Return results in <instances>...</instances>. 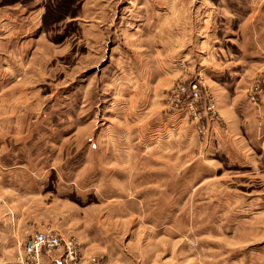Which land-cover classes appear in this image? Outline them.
Wrapping results in <instances>:
<instances>
[{
    "label": "rangeland",
    "instance_id": "374dc122",
    "mask_svg": "<svg viewBox=\"0 0 264 264\" xmlns=\"http://www.w3.org/2000/svg\"><path fill=\"white\" fill-rule=\"evenodd\" d=\"M10 32L0 45V264H33L24 249L42 231L60 249L41 247L37 264H64L65 245L66 264H124L79 249L119 196L101 190L106 167L120 181L130 166L90 173V159L163 155L171 133L176 184L147 179L139 191L146 214L153 195L176 198L157 214L153 264L170 252V264H264V0H0V38ZM219 105L239 126L229 138L247 141L241 153L214 137L206 147L228 122ZM191 125L197 148L186 144ZM123 223L106 224L122 242L136 229Z\"/></svg>",
    "mask_w": 264,
    "mask_h": 264
},
{
    "label": "crops",
    "instance_id": "0c3cea01",
    "mask_svg": "<svg viewBox=\"0 0 264 264\" xmlns=\"http://www.w3.org/2000/svg\"><path fill=\"white\" fill-rule=\"evenodd\" d=\"M5 35H7L9 38H4V39L0 38V45L2 42L3 45L7 47L10 46L8 45V43L10 39H12V37L10 36H13V34L12 32H10L3 34V36ZM12 45L13 43H11V46ZM12 50L13 49H9L8 53H12ZM216 93L214 94V98L219 101L218 104H223L221 99L223 100V98L225 97L224 94H222V92L219 91H217ZM6 96L11 97L13 95L12 93H8V95ZM221 108L223 109L222 105H219V109H218L220 110L219 114L227 117L226 119H228V122L226 121L227 123H225L226 127H224V130L215 127L213 128V133L211 135V138L207 142H205L207 145L206 147L207 148L209 147V143L212 137H214L218 147L222 146L224 148H227V150H225L226 152L235 153V151H238L239 153H241L240 147L246 146L245 142L247 141L243 139L245 141L243 142L241 139L238 138H233V139L229 138V136H233L234 134L233 130L234 131L239 130V126L237 124V120L235 116L232 115L229 110H224V109L221 110ZM192 127L193 126L191 125L190 127L188 126L187 128L189 140H187L186 144L187 146L197 148V142H196L197 140ZM221 130H223L222 131L223 133L221 132ZM221 133L223 136L222 139L219 136ZM171 134L169 135V139L166 140L167 142L164 143V146L168 147V153H165L163 155L152 154L151 156L150 155L144 156L135 153L130 154L128 153V150H126L125 154L123 155L115 154L107 151L97 159L91 157L90 159L91 166L89 169L90 173L96 172L97 168L99 167L102 168L100 165L102 162L105 163L109 161L126 162L128 164L130 163V166L127 165L124 166V171L122 173L124 175V178L120 181L115 180L114 176L112 177V175L115 174L114 171H116V169L118 168L112 167L110 169L106 167V172L104 171V173L102 174L104 178L99 179L100 180L99 184L102 187L101 190L105 193L107 191L111 193H116L119 196L111 198L114 199L112 203H109L112 206L111 212L108 206L104 210L107 211L104 212V214L108 220H105V222H101L95 219L90 220V222L94 223V225L92 223L90 224V226H93V229H95L94 230L95 233L92 234L91 232L92 229H91L89 231V236L84 237L82 238V240H80V244H79L80 251L92 250L96 252L100 256V261L102 263L121 262L124 264H153V259L158 258L159 255H161V252H157V250H154V248L152 249V247L150 248V250H148L149 245L153 242L152 240L153 231H154L153 228H158L162 226V223H160L157 218L158 216L157 214L160 212L159 209L162 206V202L168 204L171 201V199H172L171 202H173L176 198L174 194L171 197L170 195H167L165 193L167 197L161 196L164 199H162L161 197L154 198L153 195V201L154 202L157 201V202H155L152 206H150L147 209L149 211L148 212L149 214H146L147 213L146 209H144L145 197L143 194H140L139 191L145 188L147 179H151V180L161 179L163 180V182H165L168 189L171 187L173 183L176 184L175 180L177 178V172L175 170L176 169L175 164H173L176 160L175 157H173V155L175 156V154L173 153L175 152L173 148L176 146V139H171L172 136ZM228 148H233L235 149V151H229ZM150 163L153 165L150 166ZM146 169H153V170L150 171ZM24 175H26V173H24ZM28 179L31 180L32 178H30L29 176ZM93 183L91 185H93ZM115 210L117 214L113 213V211ZM95 215H97V213H95ZM113 215L116 216L119 215L120 217L121 215H124V217L126 218H124L123 221L113 220ZM108 217L111 219L109 220ZM116 222H124L123 224H126L128 227L132 226L133 228H136L135 231L134 230L130 231L133 232L134 236L130 237L129 239H125L122 242L120 231L106 228L109 227L106 225L107 223H116ZM175 223H176V219H173V224L175 225ZM164 224H167L165 220H164ZM139 228H144V230L146 229L149 232H151V234H147V232H145L144 234V240L146 237H150L151 242H146L147 239L141 242L137 241V238L140 239V236L137 234V230ZM116 236H118L119 238H116ZM147 244H148V248H147ZM58 249H60V247H58ZM130 251H136V252L132 254ZM9 254L12 253L10 252ZM2 255L4 256L3 253L0 254V256ZM172 256H175V254L174 253L172 254L171 252L168 253L167 256L158 259L160 261H158L157 264H170V262L166 261V259L173 258ZM51 261L52 260L50 256L43 258V264H57L58 262L57 259H53V262Z\"/></svg>",
    "mask_w": 264,
    "mask_h": 264
},
{
    "label": "built area",
    "instance_id": "2783aa9c",
    "mask_svg": "<svg viewBox=\"0 0 264 264\" xmlns=\"http://www.w3.org/2000/svg\"><path fill=\"white\" fill-rule=\"evenodd\" d=\"M59 245H60L59 239L55 234L51 232L49 233L42 231V232H37L36 234L33 235V237L27 242L26 248L24 250L32 259L33 264H37V256L41 247H44L49 250L59 247ZM71 252L72 250L65 245V255L61 262H64V264H66V261L72 257Z\"/></svg>",
    "mask_w": 264,
    "mask_h": 264
}]
</instances>
